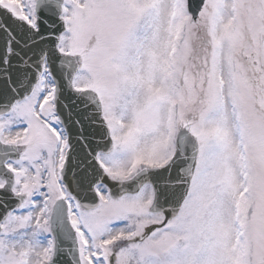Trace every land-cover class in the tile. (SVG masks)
Returning a JSON list of instances; mask_svg holds the SVG:
<instances>
[{"label":"snow or ice","instance_id":"6c2138e0","mask_svg":"<svg viewBox=\"0 0 264 264\" xmlns=\"http://www.w3.org/2000/svg\"><path fill=\"white\" fill-rule=\"evenodd\" d=\"M0 264H264V0H0Z\"/></svg>","mask_w":264,"mask_h":264}]
</instances>
